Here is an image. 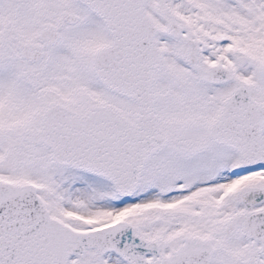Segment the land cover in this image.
Instances as JSON below:
<instances>
[{"label": "snow or ice", "instance_id": "6c2138e0", "mask_svg": "<svg viewBox=\"0 0 264 264\" xmlns=\"http://www.w3.org/2000/svg\"><path fill=\"white\" fill-rule=\"evenodd\" d=\"M0 264H264V0H0Z\"/></svg>", "mask_w": 264, "mask_h": 264}]
</instances>
